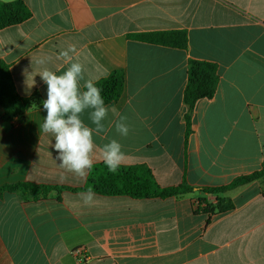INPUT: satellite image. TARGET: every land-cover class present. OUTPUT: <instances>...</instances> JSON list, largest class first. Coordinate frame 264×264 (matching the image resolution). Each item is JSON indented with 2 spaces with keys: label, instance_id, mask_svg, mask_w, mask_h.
Segmentation results:
<instances>
[{
  "label": "crops",
  "instance_id": "0c3cea01",
  "mask_svg": "<svg viewBox=\"0 0 264 264\" xmlns=\"http://www.w3.org/2000/svg\"><path fill=\"white\" fill-rule=\"evenodd\" d=\"M22 1L31 16L0 29V60L17 92L45 100L36 61L51 57L46 66L62 72L68 65L56 57L69 45L86 79L123 70L125 89L106 105L109 131L95 137L94 165L103 163V144L116 139L122 165L148 166L161 187L187 182L195 190L151 199L96 193L85 206L81 192L69 188L84 186L88 176L80 180L60 167L54 138L39 128L43 106L12 122L3 121L0 106V187H66L37 198L0 192V264H264V176L219 194L197 190L264 167V0ZM162 31H186L188 49L138 38ZM189 58L216 63L220 80L212 99L196 103L186 140ZM120 115L130 127L126 137L115 131ZM82 119L92 126L87 112ZM220 198L234 208L197 211L200 200Z\"/></svg>",
  "mask_w": 264,
  "mask_h": 264
},
{
  "label": "trees",
  "instance_id": "16d2710c",
  "mask_svg": "<svg viewBox=\"0 0 264 264\" xmlns=\"http://www.w3.org/2000/svg\"><path fill=\"white\" fill-rule=\"evenodd\" d=\"M31 16V11L22 0L0 2V29L20 24ZM139 39L172 48L188 49L186 31H162L138 36ZM218 65L211 61L188 60V81L184 89V102L188 107L185 115L186 140L191 132V115L196 103L201 99H212L219 85ZM126 76L123 70H115L108 77L96 82L101 89L105 105L121 98L125 89ZM0 106L4 111L3 121L12 122L23 116L32 108L42 107L38 95L33 98L22 97L16 90L10 66L0 60ZM264 176V167L250 175L240 177L231 184L220 187H199L197 190L208 194H219L241 184ZM66 187L39 185L30 182H20L0 187V192L20 191L31 193L35 198L46 197L51 190H62ZM91 188L101 195H126L131 198L151 199L182 197L195 188L187 182L177 186L161 187L156 181L152 170L144 164L121 165L118 171L110 173L104 163L93 165L86 183L82 187L69 188L73 192H86ZM201 208L197 211L205 213H225L234 208L231 201L220 198L215 204L200 200Z\"/></svg>",
  "mask_w": 264,
  "mask_h": 264
},
{
  "label": "clouds",
  "instance_id": "9594fccd",
  "mask_svg": "<svg viewBox=\"0 0 264 264\" xmlns=\"http://www.w3.org/2000/svg\"><path fill=\"white\" fill-rule=\"evenodd\" d=\"M74 53L75 45L61 50L56 58L68 66L59 73L46 66L51 57H41L36 61L42 66L38 75L47 86V98L42 101L46 116L39 128L54 138L53 147L57 152L55 159L60 162V167L80 180H85L95 163V137L109 131L104 123L109 108L96 82L86 79L85 65L73 60ZM112 111L115 112L114 109ZM86 112L92 126L82 119ZM114 127L124 137L130 132L127 117L123 115L114 122ZM122 147L118 140L111 139L100 149L103 163L110 173L115 174L126 159ZM79 196L85 206H91L96 199V193L91 188L79 193Z\"/></svg>",
  "mask_w": 264,
  "mask_h": 264
},
{
  "label": "built area",
  "instance_id": "2783aa9c",
  "mask_svg": "<svg viewBox=\"0 0 264 264\" xmlns=\"http://www.w3.org/2000/svg\"><path fill=\"white\" fill-rule=\"evenodd\" d=\"M77 252L79 253V261L81 263H84V261L87 259V255L85 253L86 251L83 249H79V250H77Z\"/></svg>",
  "mask_w": 264,
  "mask_h": 264
}]
</instances>
